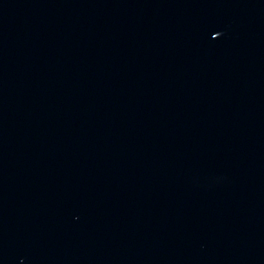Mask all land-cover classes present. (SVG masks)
I'll return each instance as SVG.
<instances>
[{"label": "water", "instance_id": "95a60500", "mask_svg": "<svg viewBox=\"0 0 264 264\" xmlns=\"http://www.w3.org/2000/svg\"><path fill=\"white\" fill-rule=\"evenodd\" d=\"M0 264H264V0H0Z\"/></svg>", "mask_w": 264, "mask_h": 264}]
</instances>
